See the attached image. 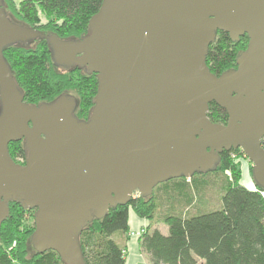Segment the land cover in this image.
<instances>
[{
  "label": "water",
  "instance_id": "1",
  "mask_svg": "<svg viewBox=\"0 0 264 264\" xmlns=\"http://www.w3.org/2000/svg\"><path fill=\"white\" fill-rule=\"evenodd\" d=\"M223 32L247 44L235 68L206 65ZM44 39L54 65L94 73L87 120L60 94L29 104L2 51ZM224 124L207 117L209 104ZM264 0H102L87 34L59 39L9 19L0 0V227L9 204L35 209L29 244L64 264H85L79 236L110 208L159 184L216 169L240 149L264 191ZM23 141V164L8 144Z\"/></svg>",
  "mask_w": 264,
  "mask_h": 264
},
{
  "label": "trees",
  "instance_id": "2",
  "mask_svg": "<svg viewBox=\"0 0 264 264\" xmlns=\"http://www.w3.org/2000/svg\"><path fill=\"white\" fill-rule=\"evenodd\" d=\"M101 1L22 0L15 3L2 0L9 19L59 39L85 36L89 19L97 12ZM38 40L2 51L23 100L36 105L50 102L63 93H80L82 82L57 72L46 41ZM246 41L243 36L239 42L231 44L227 34L218 33L208 47L206 65L209 70L219 74L235 67V58L245 49ZM89 94L94 97L95 88ZM207 117L221 124L227 120L225 111L214 103L209 104ZM8 152L14 162L23 161V141L9 143ZM236 153L243 156L240 149L222 151L216 169L210 171L231 172V181L226 180L221 186L220 207L192 214L177 211L173 203L175 196L182 195V191L190 193V190L187 184H165L160 189L164 190L170 207L161 218L167 226V234L163 235L155 227L159 223L156 216L159 202L154 193L147 198L134 197L126 205L110 208L102 219L93 220L82 230L79 245L85 264L124 263L125 246L115 237L127 238L129 210L148 221L139 239L150 264H264L263 190L256 186L249 190L240 184L241 168L233 156ZM249 171L251 175V167ZM191 178L186 180L190 182ZM23 219L21 207L10 203L9 216L0 227V264H64L53 251L38 254L32 248L29 250L34 225L33 222L24 224Z\"/></svg>",
  "mask_w": 264,
  "mask_h": 264
},
{
  "label": "rangeland",
  "instance_id": "3",
  "mask_svg": "<svg viewBox=\"0 0 264 264\" xmlns=\"http://www.w3.org/2000/svg\"><path fill=\"white\" fill-rule=\"evenodd\" d=\"M15 3H19L22 0H13ZM42 20V19H41ZM40 20V22H41ZM14 21V20H12ZM15 22V21H14ZM234 159L236 162L239 163L241 168L242 162H247L249 164V167L247 169V173L250 175L249 168L251 167V163L247 161L245 155H239V154H233ZM232 156V157H233ZM243 175H241L242 180ZM192 181H187L186 178H179V179H173L169 180L165 183L159 184L153 189L154 198L158 200L159 202V208L157 211V222H159L157 225L159 228L163 230L165 225L161 222V218L168 213L169 211V203L167 198H165V193L163 189H160V187L164 186L165 184H171V183H181V184H187L188 190H190V193H187L186 191H182V195L175 196L176 200L174 203V208L177 211L186 213H195L196 211H206L209 209H215L220 207V196L222 193L221 186H223L224 181H231L232 176L231 172L229 170L219 171L216 173L209 172L205 173L203 175L195 174L192 176ZM189 182V183H187ZM159 187V188H158ZM174 193L175 189H172ZM189 198V201H188ZM24 216V224H31L32 218L30 215L23 214ZM29 250H31V245L28 246ZM32 251V250H31Z\"/></svg>",
  "mask_w": 264,
  "mask_h": 264
},
{
  "label": "crops",
  "instance_id": "4",
  "mask_svg": "<svg viewBox=\"0 0 264 264\" xmlns=\"http://www.w3.org/2000/svg\"><path fill=\"white\" fill-rule=\"evenodd\" d=\"M249 164L247 162L241 163V175H243L240 184L249 190H254L255 185L247 173ZM148 226V221L138 218L131 210L128 212V235L127 238L123 236H116V240L124 244V263L123 264H150L147 254L143 251L140 244V239L137 236H130L131 232H139ZM163 235L167 234V226L163 228L155 226Z\"/></svg>",
  "mask_w": 264,
  "mask_h": 264
},
{
  "label": "flooded vegetation",
  "instance_id": "5",
  "mask_svg": "<svg viewBox=\"0 0 264 264\" xmlns=\"http://www.w3.org/2000/svg\"><path fill=\"white\" fill-rule=\"evenodd\" d=\"M242 37H239V39ZM239 39L236 42H239ZM32 42H39V40L37 39V40H34ZM230 42H231V44L236 43V42H233L231 40H230ZM51 63H52V61H51ZM52 66L56 69L57 72L64 74V75L71 76L72 78H76L77 80L82 82L83 89L80 91V93L79 92H77V93L67 92L64 94L71 96L72 98H74V100L76 102V106L74 109L75 117L78 120H87L89 113H90V110H91V107H92V100H93V96L92 95L90 96L89 91L91 89L95 88V92H96V87H97L96 75L94 73L87 71L86 68L79 67L78 65H75V64L70 66V67H64V66H57V65H54L52 63ZM232 68H235V67H230L228 69H232ZM215 75H218V74H215ZM19 162L21 164H23L24 160L23 161L20 160ZM21 210H22L23 214L30 215V217L32 218V222H33V216H34L35 209L29 210V209L21 208Z\"/></svg>",
  "mask_w": 264,
  "mask_h": 264
},
{
  "label": "built area",
  "instance_id": "6",
  "mask_svg": "<svg viewBox=\"0 0 264 264\" xmlns=\"http://www.w3.org/2000/svg\"><path fill=\"white\" fill-rule=\"evenodd\" d=\"M261 147L264 149V137L261 139ZM243 155H244V154H243ZM187 180H189V179H187ZM261 194H262V196H263V198H264V191H262ZM142 232H143V230H140L139 232H136V233L131 232V233H130V236H131V237H132V236H137V237H139V236L141 235Z\"/></svg>",
  "mask_w": 264,
  "mask_h": 264
}]
</instances>
